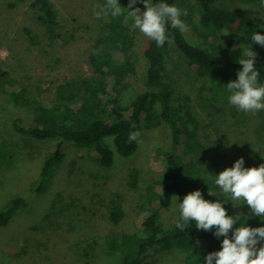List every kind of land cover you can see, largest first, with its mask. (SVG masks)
<instances>
[{
	"label": "trees",
	"instance_id": "trees-1",
	"mask_svg": "<svg viewBox=\"0 0 264 264\" xmlns=\"http://www.w3.org/2000/svg\"><path fill=\"white\" fill-rule=\"evenodd\" d=\"M188 1L196 3L197 21L205 37L216 36L219 30L237 21L234 11L216 5L215 0H153V3L165 2L187 9V16H183L187 18ZM252 1L262 0H245ZM128 3L129 0H119L122 8H127ZM135 6L145 9L142 0H137ZM123 11L119 17L109 15L98 19L100 25L90 38L86 53L88 74L77 72L69 77L59 72L47 80L37 77L31 80L30 75H13L0 61V168L14 166L20 158L18 140L13 143L1 137L5 129L8 134L30 140H53L42 159L36 157L35 175L27 181L34 185V191H42L57 175L64 156V142L87 149L101 167L109 168L114 163V152L126 158L137 150L138 142L129 140L130 133L165 128L166 147L158 149L164 157V169L156 173L137 165L125 170L127 188L115 195L107 213L115 231L107 234L104 245L107 251H117L123 264H155L161 256H169L173 248L185 251L181 264H206L205 257L221 249L224 237L217 238L215 228L198 230L194 221L183 231L176 224L180 220L179 203L189 192L199 189L204 199L212 202L218 199L209 192L221 191L214 183L222 170L214 165L221 147L214 139L210 123L203 122L188 99L178 98L174 104L175 86L166 56L172 50L177 52L195 76L203 80L209 92V105L213 101L227 103L226 84L237 78L242 68L238 58L249 43L258 54L255 67L260 72V82L264 83V47L251 42L254 32L264 34V19L238 21L236 30L226 41L224 54L218 55L217 51L211 54L189 43L170 23L167 34L173 38L172 44L166 41L158 47L148 37L144 43L143 34L127 18V9ZM29 13L32 23L24 25L22 32L36 57H48L56 43L74 37L73 33L68 36L62 32L57 11L49 0H32ZM138 61L144 63L142 76L138 73ZM47 64L50 72L52 66ZM128 88L134 93L127 101L120 102L122 92ZM42 94L45 100L40 98ZM224 151L225 155L227 151L236 152L229 145ZM26 155L30 157L31 153L27 150ZM31 157L30 162L35 160ZM174 195L178 198V216L173 224L166 225L163 215ZM219 199L228 215L240 214L250 227L264 226V220L253 215L243 201L234 202L239 203L234 207L230 195H220ZM28 204L27 198L15 191L0 207V227L6 226ZM231 233L232 230L230 237ZM84 264L96 263L88 260Z\"/></svg>",
	"mask_w": 264,
	"mask_h": 264
},
{
	"label": "rangeland",
	"instance_id": "rangeland-1",
	"mask_svg": "<svg viewBox=\"0 0 264 264\" xmlns=\"http://www.w3.org/2000/svg\"><path fill=\"white\" fill-rule=\"evenodd\" d=\"M31 1L0 0V61L4 62L3 66L13 75H30L31 80L36 77L47 80L59 72L69 77L77 72L88 74L86 53L90 48V38L100 25L94 14V5L104 0H49L57 11L62 32L67 35L73 33L74 37H68L65 43H56L50 55L43 58L36 57L33 48H28L22 32L24 25L32 23L29 13ZM215 4L225 5L234 11L237 21L219 30L216 36L205 37L197 21L196 3L188 1L185 5L189 16L181 17L187 31L182 34L189 43L211 54L217 51L222 55L238 21L264 19V0H215ZM225 31H229L227 35L223 34ZM146 39L143 34L144 43ZM55 58L60 61L53 62ZM47 63L52 66L50 72ZM138 63V73L142 76L144 63ZM166 63L175 86L174 104L178 98L188 99L203 122L210 123L214 139L220 144L221 152L216 154L214 165L223 171L240 157L244 158L245 167L264 164V110L246 113L228 102L220 104L215 101L211 106L203 80L195 76L177 52L172 50L166 56ZM133 93L132 88L124 90L119 101H127ZM40 98L46 99L44 94ZM8 133L5 129L1 137L13 143L18 140L20 158L14 166L0 168V207L15 191H20L29 204L6 226L0 227V264H84L88 260L96 264H123L121 255L117 251H107L104 245L107 234L115 231L108 219V209L115 195L127 188L124 179L127 168L141 165L145 170L156 173L164 169V157L158 149L166 147L167 130L139 131L135 153L121 158L114 152V163L109 168L101 167L87 149L64 142V156L57 175L42 191H34V185L27 181L35 175L33 165L36 157L41 160L48 147L53 145V140L36 141ZM228 145L233 146L236 152L227 151L225 155ZM27 150L30 157L33 156L31 160L35 158L32 162L26 155ZM176 197H171L164 212L166 225L177 219ZM184 255V250L173 248L169 256H161L155 264H181Z\"/></svg>",
	"mask_w": 264,
	"mask_h": 264
},
{
	"label": "clouds",
	"instance_id": "clouds-1",
	"mask_svg": "<svg viewBox=\"0 0 264 264\" xmlns=\"http://www.w3.org/2000/svg\"><path fill=\"white\" fill-rule=\"evenodd\" d=\"M142 3L145 5L143 11L135 6L137 0H129L127 8H122L119 0H104L94 5V14L98 19L109 15L119 17L127 9V18L131 19L132 27L154 40L158 47H162L166 41L169 44L174 42L167 34L169 23L172 29H179L182 33L187 31V25L181 19L187 16V9L165 2L153 3V0H142ZM228 32L223 34L227 35ZM251 42L264 47V34L254 32ZM257 55L249 43L238 58L237 62L242 68L237 72V78L226 84L228 103L246 113L264 110V83L260 82V72L255 67ZM139 136V132H132L129 140L136 141ZM244 163V158L240 157L233 166L215 176L214 183L221 190L219 194L209 192L218 197L215 202L204 199L201 190L196 189L186 194L179 203L180 220L176 227L183 231L194 221L198 230L210 231L215 228L214 235L224 237L221 249L207 254L206 264H264V226L250 227L240 214L228 215L219 199L220 195H230L234 207L239 205L234 202L243 201L242 204L250 206L253 215L264 220V164L245 167ZM237 221L240 222L239 226L233 229Z\"/></svg>",
	"mask_w": 264,
	"mask_h": 264
}]
</instances>
